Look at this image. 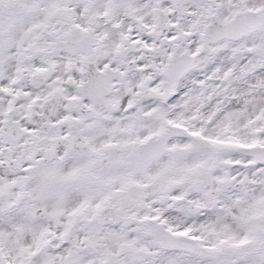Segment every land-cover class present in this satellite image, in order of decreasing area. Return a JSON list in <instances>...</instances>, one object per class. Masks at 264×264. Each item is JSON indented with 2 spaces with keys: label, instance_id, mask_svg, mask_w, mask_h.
<instances>
[{
  "label": "snow or ice",
  "instance_id": "6c2138e0",
  "mask_svg": "<svg viewBox=\"0 0 264 264\" xmlns=\"http://www.w3.org/2000/svg\"><path fill=\"white\" fill-rule=\"evenodd\" d=\"M0 264H264V0H0Z\"/></svg>",
  "mask_w": 264,
  "mask_h": 264
}]
</instances>
